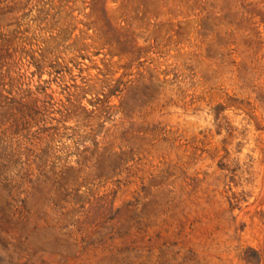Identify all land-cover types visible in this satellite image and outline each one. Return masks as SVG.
Returning <instances> with one entry per match:
<instances>
[{
    "label": "rangeland",
    "instance_id": "374dc122",
    "mask_svg": "<svg viewBox=\"0 0 264 264\" xmlns=\"http://www.w3.org/2000/svg\"><path fill=\"white\" fill-rule=\"evenodd\" d=\"M0 264H264V0H0Z\"/></svg>",
    "mask_w": 264,
    "mask_h": 264
}]
</instances>
